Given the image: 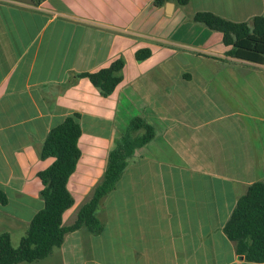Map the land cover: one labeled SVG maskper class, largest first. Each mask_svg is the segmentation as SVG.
Masks as SVG:
<instances>
[{
  "label": "crops",
  "instance_id": "1",
  "mask_svg": "<svg viewBox=\"0 0 264 264\" xmlns=\"http://www.w3.org/2000/svg\"><path fill=\"white\" fill-rule=\"evenodd\" d=\"M196 12L251 24L264 0H0V234L25 236L44 208L38 174L51 130L80 115L81 157L68 189L75 223L135 117L156 131L137 148L99 217L22 264H257L222 232L237 199L264 180V65L237 61ZM151 55L138 61L136 53ZM124 58L108 97L88 78Z\"/></svg>",
  "mask_w": 264,
  "mask_h": 264
},
{
  "label": "trees",
  "instance_id": "2",
  "mask_svg": "<svg viewBox=\"0 0 264 264\" xmlns=\"http://www.w3.org/2000/svg\"><path fill=\"white\" fill-rule=\"evenodd\" d=\"M40 3L44 0H34ZM185 5L189 0H176ZM163 0H155L161 6ZM192 21L207 29L219 32L222 42L229 47L226 56L237 61L264 65V16H256L251 24L232 22L210 12H196ZM151 55L148 49L136 53L138 61ZM124 58L96 73L79 74L88 78L104 97L110 96L123 80ZM82 135L80 115L69 116L53 128L44 142L41 158H54V163L40 172L44 186L40 197L44 208L32 219L27 233L15 248L8 233L0 234V264L34 263L51 256L63 245L67 234L87 230L94 236L104 230L105 222L99 217L105 198L116 190L137 148L145 146L156 137V131L143 117H135L127 132L110 152L104 176L95 187L91 199L78 212L74 224H64V214L73 207L74 197L68 183L81 157L79 139ZM8 197L0 190V205ZM223 234L234 243L235 252L247 262L264 264V180L252 183L237 199L235 207L222 228Z\"/></svg>",
  "mask_w": 264,
  "mask_h": 264
},
{
  "label": "rangeland",
  "instance_id": "3",
  "mask_svg": "<svg viewBox=\"0 0 264 264\" xmlns=\"http://www.w3.org/2000/svg\"><path fill=\"white\" fill-rule=\"evenodd\" d=\"M19 238H20V232L15 233L14 236H13V241H14V245L13 246L15 248H17L19 246V243H20Z\"/></svg>",
  "mask_w": 264,
  "mask_h": 264
}]
</instances>
